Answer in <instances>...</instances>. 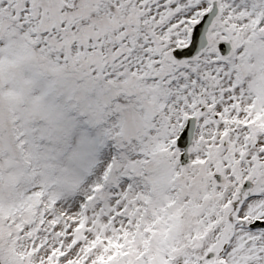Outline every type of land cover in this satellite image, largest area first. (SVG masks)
<instances>
[{"label":"snow or ice","instance_id":"snow-or-ice-1","mask_svg":"<svg viewBox=\"0 0 264 264\" xmlns=\"http://www.w3.org/2000/svg\"><path fill=\"white\" fill-rule=\"evenodd\" d=\"M0 264H264V0H0Z\"/></svg>","mask_w":264,"mask_h":264}]
</instances>
